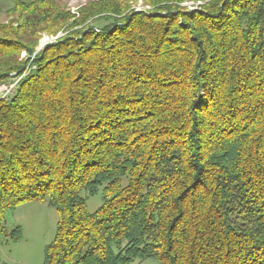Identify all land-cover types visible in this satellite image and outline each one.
<instances>
[{"label":"trees","instance_id":"trees-1","mask_svg":"<svg viewBox=\"0 0 264 264\" xmlns=\"http://www.w3.org/2000/svg\"><path fill=\"white\" fill-rule=\"evenodd\" d=\"M53 2L0 37L2 81L33 32L69 34L0 101L1 220L48 201L43 264H264V0H91L69 25Z\"/></svg>","mask_w":264,"mask_h":264},{"label":"rangeland","instance_id":"rangeland-1","mask_svg":"<svg viewBox=\"0 0 264 264\" xmlns=\"http://www.w3.org/2000/svg\"><path fill=\"white\" fill-rule=\"evenodd\" d=\"M29 1L31 0H0V37L17 40L14 33L17 29L18 13L21 14L22 5ZM89 1L91 0H54L53 9L60 13L65 12L68 19H63V23L69 25L73 20L72 16L77 18L80 5ZM183 6L192 9L194 4L187 2ZM140 8L145 7L141 3L134 6L137 11L141 10ZM103 23L105 22L99 20L92 26L101 27ZM84 25L89 27L90 24ZM40 27L44 30L47 26ZM81 27L83 26L79 28ZM79 28L77 29L80 30ZM67 36H69L67 30L61 28L53 33L33 32L31 51L22 50L18 55V61H21L23 65L21 78H27L31 72L36 71L37 60H40L38 61L40 64L44 63L41 61V56L48 46L62 42ZM25 41L26 39L23 42ZM82 195L86 198V207L89 212L96 210L102 203L100 189L94 195L86 193ZM56 226L57 213L46 200L25 201L6 210L3 220L0 218V264H43L45 248L53 240ZM128 264H157V261L153 258L135 259Z\"/></svg>","mask_w":264,"mask_h":264},{"label":"built area","instance_id":"built-area-1","mask_svg":"<svg viewBox=\"0 0 264 264\" xmlns=\"http://www.w3.org/2000/svg\"><path fill=\"white\" fill-rule=\"evenodd\" d=\"M22 75L12 73L7 79L0 81V97L10 98L13 88L18 87V80Z\"/></svg>","mask_w":264,"mask_h":264},{"label":"bare ground","instance_id":"bare-ground-1","mask_svg":"<svg viewBox=\"0 0 264 264\" xmlns=\"http://www.w3.org/2000/svg\"><path fill=\"white\" fill-rule=\"evenodd\" d=\"M20 81V79L18 80V82ZM15 89L16 88H13V90H12V92H11V96H10V98L14 95V93H15ZM10 98H6V97H0V101H3V100H9Z\"/></svg>","mask_w":264,"mask_h":264}]
</instances>
